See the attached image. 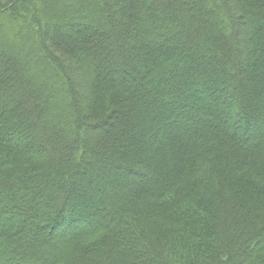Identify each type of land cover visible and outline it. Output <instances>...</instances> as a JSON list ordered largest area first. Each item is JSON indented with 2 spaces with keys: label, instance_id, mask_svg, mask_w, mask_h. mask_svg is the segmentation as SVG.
<instances>
[{
  "label": "trees",
  "instance_id": "16d2710c",
  "mask_svg": "<svg viewBox=\"0 0 264 264\" xmlns=\"http://www.w3.org/2000/svg\"><path fill=\"white\" fill-rule=\"evenodd\" d=\"M263 55L264 0H0V264H264Z\"/></svg>",
  "mask_w": 264,
  "mask_h": 264
},
{
  "label": "rangeland",
  "instance_id": "374dc122",
  "mask_svg": "<svg viewBox=\"0 0 264 264\" xmlns=\"http://www.w3.org/2000/svg\"><path fill=\"white\" fill-rule=\"evenodd\" d=\"M15 45V44H14ZM17 45H15V46H10L11 47V49H12V51H20V50H22V48H20L19 46H17ZM206 52H204V54H205ZM208 54H210V52H208V53H206V55H208ZM16 60L14 61V64H15V67L17 68V70H18V72H19V75L23 78V79H25L27 82H28V84L32 87V89H36L37 88V86H38V84H39V82L41 81L40 80V77H34V75H36V73H33V71H31V69L29 68V65H27L25 62H23V61H21V59H20V57L18 56V55H16ZM262 60L264 61V55L262 56ZM30 63H31V61H30ZM32 64V63H31ZM28 66V67H27ZM250 66V65H249ZM251 67L253 68V69H255V70H257V71H259L260 69H256V67H254V66H252L251 65ZM261 71V70H260ZM32 75H33V77H32ZM113 76L116 78V79H118V80H120L121 79V74H119V73H117V72H114L113 73ZM81 91V90H80ZM254 93V97L255 98H257L256 97V94H255V91L253 92ZM264 95V94H263ZM229 99V98H228ZM255 104V103H254ZM253 104V105H254ZM142 106V105H141ZM141 108V107H140ZM144 107L142 106V109H143ZM218 112H219V110H213V113L216 115V114H218ZM213 114V115H214ZM2 117L3 116H1V119H2ZM1 119H0V121H1ZM98 121V120H97ZM99 122V121H98ZM97 123V122H96ZM214 128V127H213ZM228 130H227V132L228 131H230V133H231V137H232V139H233V141H239V142H241V146H248L250 143H252V142H256L258 139H259V137H260V133H255L253 130H251V132H252V136H248V131L247 132H245V134H235V131H234V126L233 125H231L230 124V127H228L227 128ZM217 131H219L218 129H216ZM247 130H248V128H247ZM171 136H169V139L171 140ZM9 143H11L10 144V146H13V147H16V146H18V145H21L23 142H22V140H21V138H19V137H9ZM161 143H163V142H161ZM17 148V147H16ZM20 150V149H19ZM150 152L152 153L153 152V154L155 155V151H152V149L150 148ZM150 153V154H151ZM149 155V154H148ZM115 173H116V177H114V178H118V176H119V173L120 172H118V170L117 171H114ZM117 174H118V176H117ZM129 177L128 178H130V180H133L132 182H135V183H140L141 181V179L140 178H138V177H135V178H133V176L131 175V174H129L128 175ZM101 177L98 179H93V181H92V184H91V187L93 186L94 188H95V186L97 185H99L100 187L102 186V184H103V182H104V179H101ZM117 180V182H119L118 181V179H116ZM105 182H106V180H105ZM113 183H114V181H112ZM109 186H108V188L110 189V191H111V193H112V195H114V196H117L119 193H122L123 195L124 194H127V192L128 191H131V189L129 190V186H127V185H123V187L121 186V187H118L117 185H115V184H113V186L112 185H110V184H108ZM92 187V188H93ZM127 191V192H126ZM128 195V194H127ZM90 198V197H89ZM5 219V217H3L2 218V220H4ZM69 224V223H68ZM68 227H71V228H73V227H80V228H82V229H86L87 228V226L86 225H84V224H81V226L80 225H75L74 224V222H72L70 225H68ZM70 229V228H69ZM59 235H61V234H59ZM59 235H53V237H58Z\"/></svg>",
  "mask_w": 264,
  "mask_h": 264
},
{
  "label": "bare ground",
  "instance_id": "6f19581e",
  "mask_svg": "<svg viewBox=\"0 0 264 264\" xmlns=\"http://www.w3.org/2000/svg\"><path fill=\"white\" fill-rule=\"evenodd\" d=\"M55 230H57V228L55 227V228H52V231H55Z\"/></svg>",
  "mask_w": 264,
  "mask_h": 264
}]
</instances>
